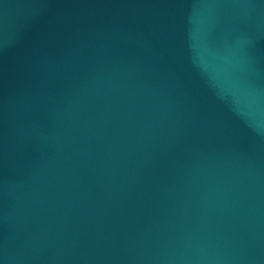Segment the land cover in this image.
Masks as SVG:
<instances>
[{
  "label": "water",
  "instance_id": "water-1",
  "mask_svg": "<svg viewBox=\"0 0 264 264\" xmlns=\"http://www.w3.org/2000/svg\"><path fill=\"white\" fill-rule=\"evenodd\" d=\"M0 264H264V0H0Z\"/></svg>",
  "mask_w": 264,
  "mask_h": 264
}]
</instances>
